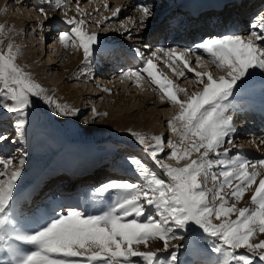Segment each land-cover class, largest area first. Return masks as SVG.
Listing matches in <instances>:
<instances>
[{
    "label": "snow or ice",
    "instance_id": "1",
    "mask_svg": "<svg viewBox=\"0 0 264 264\" xmlns=\"http://www.w3.org/2000/svg\"><path fill=\"white\" fill-rule=\"evenodd\" d=\"M45 5L63 13L61 23L66 27L58 31L56 39L64 48L82 51L83 73L103 49L98 33L88 31L85 20L77 18L82 15L80 0H76V15L72 16L64 0H41L36 11L47 21L52 17ZM122 11L121 7L112 9L111 17ZM135 11L138 20L129 17V22L138 32L143 31L154 16L153 9L137 4ZM257 19L259 23H253L246 36L208 37L192 48L152 50L144 44L147 57L140 48L133 49L140 67L124 70L119 79L137 86L147 79L162 103L167 101L177 108L167 121L177 139L167 141L171 151L166 157L177 163L188 161L182 167L164 162L162 135L148 136L129 129L159 174L140 157L129 156L126 163L135 181L109 180L83 194V202L99 206L100 211L89 213L79 200L76 204H38L32 210L33 226L24 228L18 218L16 193L28 153L18 149V156L0 157V264H181V248L190 257L186 264H208L209 251L216 256L215 264H257V259L264 264V175L260 171L264 158L250 161L240 154L230 156L231 150L224 147L232 144L236 131L234 113L242 107L235 103L238 95L250 90L256 75L264 82V15ZM97 25L102 22L97 21ZM4 29L0 24V33L8 39L6 45L0 39V111L15 117L12 127L17 138L23 136L30 116L41 119L38 107L35 113L30 112L36 102L51 106L56 116L77 115L78 109L54 101L17 63L21 49ZM124 32L132 38L129 28L124 27ZM192 56L196 67L192 66ZM157 61L164 62L177 79H194L199 91L189 93L179 87L158 71ZM92 114L91 122L107 115L95 108ZM7 140V135L0 134V142ZM193 154H197L195 159ZM248 192L250 206L238 207ZM157 241L162 242V248L140 250L141 245L149 249L150 242ZM165 252L166 257L162 255Z\"/></svg>",
    "mask_w": 264,
    "mask_h": 264
},
{
    "label": "rangeland",
    "instance_id": "2",
    "mask_svg": "<svg viewBox=\"0 0 264 264\" xmlns=\"http://www.w3.org/2000/svg\"><path fill=\"white\" fill-rule=\"evenodd\" d=\"M67 1L68 0H64L65 3ZM75 1L76 0H72V2L67 5V9H71L73 13L75 12L74 15H76L75 7H77L74 3ZM100 1L101 0H80L81 3L79 7L80 11L83 12L82 15L77 18L84 19L86 26L90 27L92 32L98 33L101 47V43L121 42L117 40L115 36H118L116 34L119 33H125L122 32L124 30H111V27L116 25L122 28V24H124L125 27L126 21L125 23L121 21L128 19V12L124 11L126 15H122L123 13H121L120 16L122 17L119 16L115 22H113L114 18L108 20H104L103 18L107 13H111L113 8L126 7L125 4L122 2V5L120 0H118V2L115 0L114 3H119V6H115L114 4L109 5L111 8L109 11L105 12L106 10L101 6ZM37 2L40 3L41 0H2L0 2V24L5 26L4 32L8 33L12 42L21 49V54L17 59V63L23 66L25 71L31 73L33 80L47 89V95L51 96L54 101L61 105H67L70 108L78 109L79 112L75 116H56L51 106L45 105L42 102H36V105L30 112L35 113L36 107H38L42 114L41 119L36 120L33 116H30V123L24 130L23 136L17 138L16 131L12 127V122L15 117L0 111V134H5L8 137L7 142H0V157L18 156V149L26 151L28 156L24 173L32 174L31 180L24 183L19 182V187H26H23V192L20 194H18L19 191L16 193L17 202L21 196L26 199L30 190H32V188L27 187H32L34 183L38 181L34 176L38 177L41 175L42 177L44 176L43 174L55 172V178L52 177V174L48 175V177L63 180L67 165H73L70 167L72 168L71 171L77 168L74 174L76 177L79 175L78 177L85 178L86 171L89 170L88 166L92 163V165H96V163L99 162L98 164L101 165L98 166L97 164L94 171L89 170L91 172L90 174L100 170L97 177H92L93 180L90 182L93 188L109 180L131 179L135 181L137 179L136 176L131 169L127 168L129 165L126 163V160H124L126 155L140 157L149 167L153 168V170L159 174V169L144 156L141 146L129 135V129L133 132L150 134L151 129L156 128L155 131L165 139V154H162L165 156L164 162L174 167H182L187 163L188 161H180V163H177L175 160H169L166 157V153L171 151V149L167 147V141H175L177 139L169 130L167 121L173 117L177 108L167 101H165L164 104L153 103L152 101L160 99L159 95L152 90V86L148 83L147 79L141 81L140 86H137L135 82L130 80L122 82L119 79L121 72L116 78H107L105 75L108 73L107 70L98 71L96 68V59L94 60V68L97 70L95 74L98 73L97 75H100V77H94V70L91 66L82 73V51L71 47L64 48L60 45L56 37L58 31L63 29H54L55 27L53 26H55L54 23L57 22V18L45 21L44 17L36 11L35 6ZM102 3H105V1L103 2L102 0ZM109 3L111 2L109 1ZM262 6H259V9L264 11V5ZM45 8L46 11L51 10L47 8V5H45ZM126 8L129 9L128 7ZM55 12L59 13L60 11L56 10ZM259 13H261V10H259ZM151 20L152 19L149 20L148 27L146 28L150 33L157 27V23H151ZM97 21H101L102 25L98 26ZM41 25H43V28H41ZM129 27H131V29L133 27L131 30V41L134 43L133 46H136V44L140 42L137 36H141V34H139L141 31H136L137 36H135V28L137 27L128 25L127 28ZM105 28L110 30L106 32L104 31ZM110 33L112 35H110ZM122 36L126 38L128 34L125 33ZM0 39L4 40V45L8 43V39L5 38L4 33H0ZM131 49L133 50V48L129 46L128 50L132 51ZM98 54L99 51L95 58H99ZM31 65L34 66V70ZM159 65L163 74L173 80L179 87L187 89L189 93L192 91H199L194 79L191 81L185 78L179 80L164 64L159 63ZM210 69H212L215 74V69L213 67ZM178 70L179 69H177V71ZM73 71L76 75L73 74V76L70 77L69 72L72 73ZM113 80L117 82L113 84L111 82ZM104 89H108L109 91H104ZM181 98H184L182 93ZM73 99H75L76 104H74ZM93 108H95L98 113H107V115L100 116L94 122H91ZM109 115H111L112 118ZM234 116L235 119L236 114ZM119 118L125 123H121ZM85 120H89L90 123L84 124ZM109 123L111 125H109ZM95 127H103L110 130H96ZM247 135L248 134H246V136ZM245 138L246 137L242 134L241 136H236L235 139L233 138L234 140L232 139L231 146L230 144L224 145V147L231 150L229 153L230 156L240 154L238 150L241 146L243 147L247 144V139ZM14 139L17 140L16 143H13ZM1 146H5L6 151H3ZM260 146V144L258 145L257 142H254L250 144L248 148L256 147V149L259 148L262 150ZM259 155H254L253 158L248 155L246 157L254 161V159L263 158V156L261 157ZM196 156L197 154H193L194 159ZM108 159L111 163H108V165L105 164L106 168L102 169L104 162ZM109 171L111 172L106 173ZM209 186H211V181L209 182ZM24 188L27 189L24 190ZM249 200L250 198H244L237 206L248 207L250 206ZM17 207L19 208L18 205ZM98 211H100L99 206L98 210L95 212ZM18 213V218H25L20 216L21 209H18ZM24 221L20 220L21 226L27 228L30 221ZM26 221L29 223L25 224L27 223ZM31 227L32 226H29V228ZM161 243L162 242L159 241L154 243L150 242L149 249H145L141 245L140 250H155L157 247L162 248L163 245ZM172 243L181 242L172 241ZM238 251L244 252L246 250L240 249ZM162 255L166 257L168 254L165 252L162 253ZM178 256L181 264H185L183 262H187L190 259L185 248L179 249ZM206 259L208 264H215L216 256L209 251ZM257 264H260L258 259Z\"/></svg>",
    "mask_w": 264,
    "mask_h": 264
},
{
    "label": "bare ground",
    "instance_id": "3",
    "mask_svg": "<svg viewBox=\"0 0 264 264\" xmlns=\"http://www.w3.org/2000/svg\"><path fill=\"white\" fill-rule=\"evenodd\" d=\"M2 0H0V2H1ZM105 1V3H106V1H107V4L108 5H111V3H109V1L110 2H112V4H114L115 6H119V3L117 4H115L114 3V1L115 0H103V2ZM258 1H263L264 2V0H258ZM117 2H118V0H117ZM257 2V1H256ZM81 3V2H80ZM37 4H38V2H37ZM121 4H122V2H121ZM95 5V4H94ZM123 5V4H122ZM125 6L126 7H128L129 9H127L126 7H123L122 9H123V11L121 12V13H124V11L125 12H128V11H130V13H132V14H137V13H133L132 12V10L133 9H130L131 7H129V6H127L126 4H125ZM75 9H77V7H75ZM83 9V8H82ZM90 9H91V7H90ZM114 9V8H113ZM127 9V10H126ZM236 10H239V7L237 8V9H235L234 11V13H236ZM67 11H68V14H69V16L70 15H72V14H74L73 13V11H71V9H67ZM75 11V10H74ZM85 11V10H84ZM95 11V10H94ZM47 12H48V15L50 16V17H52L51 19L53 20V19H56L57 18V22H55L54 24H55V26H53V27H55L54 29H58V28H60V29H64L66 26L63 24V23H61V21L64 19V17H63V13L60 11L59 13H56L55 11H53V10H47ZM83 12V11H82ZM81 12V13H82ZM86 13H87V10H86ZM121 13H120V15H121ZM238 13V12H237ZM105 14V13H104ZM86 15V14H85ZM119 15V16H120ZM255 15H257V13L255 14ZM17 16V15H16ZM105 16H107V17H110V18H112L111 17V13H107ZM104 16V17H105ZM119 16L118 17H116V18H114V19H117V18H119ZM258 16V15H257ZM18 17V16H17ZM254 18H257V17H254ZM113 19V18H112ZM134 19H136V18H134ZM102 20V19H101ZM197 20H200V17H197V19L196 20H194L193 22H191V24H196L197 23ZM125 23V22H124ZM149 23V22H148ZM151 23H155L153 20H151ZM156 23H158V22H156ZM155 23V24H156ZM113 25V24H112ZM124 25V24H123ZM128 25H133L132 23H130L129 21L127 22L126 21V23H125V27H127ZM134 26V25H133ZM87 27V30L88 31H90V32H92V29L90 28V27H88V26H86ZM158 28V26L155 28V29H157ZM124 30V27H118V26H112L111 27V30ZM129 29L131 30V27H129ZM146 31V34L144 35V38H143V42H146V41H151V33L149 32V30H145ZM122 32H124V31H122ZM139 34H141V36H142V31L139 33ZM190 34V30H188L185 34H184V36L186 37V36H188ZM137 35V34H136ZM150 35V36H149ZM139 37V36H138ZM150 38V39H149ZM146 39H148V40H146ZM133 49H135L134 47H132ZM128 50V49H127ZM132 50V49H131ZM128 51H130V50H128ZM133 51V50H132ZM134 52V51H133ZM144 52H145V50H144ZM135 53V52H134ZM145 56H147V55H145ZM139 58V57H138ZM96 59V60H95ZM97 57L96 58H94L93 59V61H92V63H91V68L94 70L93 71V73L95 74V72L97 71L94 67H95V65H94V60H95V63H96V61H97ZM140 59V58H139ZM104 60V59H103ZM46 63V62H45ZM100 63V62H99ZM31 67H32V69L34 70V66L33 65H31ZM104 67H106V66H103V68ZM210 68H212L213 66H209ZM97 68V67H96ZM70 69H71V66H70ZM105 69V68H104ZM106 70V69H105ZM196 70L197 71H203L202 70V68H196ZM158 71L160 72V73H162L163 74V72L160 70V69H158ZM70 74H69V76L71 77V76H73V74H75V72L73 71L72 73L71 72H69ZM92 73V74H93ZM98 73H96L95 74V76L94 77H100V75H97ZM76 75V74H75ZM74 75V76H75ZM106 75V77H107V74H105ZM164 75V74H163ZM102 76V75H101ZM189 76H191L190 74H189ZM117 76H115L114 78H116ZM113 78V77H112ZM257 78H259V76H255L254 77V79H253V83H252V86H251V88H250V90L248 91V92H246L244 95H251V96H255V95H253L254 93H251V92H254V90H255V92H257V93H259V95H261V96H263L264 95V92H263V85H264V82H262L261 80L257 83ZM111 79V78H110ZM180 79H182V78H180ZM179 79V80H180ZM256 81V82H255ZM113 84L114 83H116L117 81L116 80H113V81H111ZM104 85H108V84H104ZM114 86H116V85H114ZM117 87V86H116ZM254 89V90H253ZM180 97H181V94H180ZM73 102H74V104H76V101H75V99H73ZM153 103L155 102V104L156 103H162L161 102V100H158V99H156V101H152ZM162 104H164V102L162 103ZM161 104V105H162ZM177 110V109H176ZM175 110V111H176ZM238 111H240V110H238ZM111 118H112V116L111 115H109ZM115 117V116H114ZM235 117V116H234ZM116 118V117H115ZM119 120H120V122L121 123H125V122H123V121H121V119L119 118ZM234 121H236V124L237 125H242L243 127H242V129L241 130H239V128H236V131H235V133L234 134H232V139L234 138L235 139V136H241L242 134L243 135H245L246 134V132H247V129L244 127V126H246L245 124H249L250 123V121H248V120H246V119H243V118H240V120L238 121L236 118L234 119ZM241 122V123H240ZM109 125H111L110 123H109ZM96 128V130H110V129H108V128H103V127H95ZM156 129V128H155ZM155 129H151V133L149 134H146V135H148V136H152V135H160L157 131H155ZM112 132H114L113 130H111ZM115 133V132H114ZM248 135H249V133H247ZM247 135V136H248ZM262 136V135H261ZM233 139V140H234ZM246 144V143H245ZM232 144H230V146H231ZM249 143L247 142V144L246 145H244L243 147L241 146V148L238 150V152H240V155H243V156H250V157H252L253 158V156L255 155H259V154H257L254 150H253V148L252 147H250V148H248L249 147ZM1 149V148H0ZM264 156V155H263ZM262 157V156H261ZM248 158V157H247ZM251 158V159H252ZM257 158V157H256ZM126 160V159H125ZM256 159H254V161H255ZM251 161V160H250ZM65 164H66V162H65ZM67 165V164H66ZM65 165V166H66ZM73 166V165H72ZM72 166H69V165H67V169L69 170L68 172H70L71 170H72V168H70V167H72ZM260 171H261V174L262 175H264V169H260ZM111 171H109V172H106V173H110ZM121 173V172H120ZM49 174V173H48ZM47 174V175H48ZM98 175V173L96 172L94 175H90V176H85V178H91V177H96ZM113 178V177H112ZM32 179V174H28V173H24V175H23V177H22V179H21V183H24V182H26V181H29V180H31ZM259 179V178H258ZM37 180H39V179H37ZM60 180V179H59ZM58 180V181H59ZM80 181V180H79ZM95 181V180H94ZM37 183V182H36ZM46 183V182H45ZM44 183V184H45ZM31 184V183H30ZM21 187H26V186H21ZM38 188V186H30V187H27V188H32V190H30V193L28 194V196L26 197V198H29V197H32L33 195H36V193H34V188ZM27 188H24V190H26ZM41 189H42V187H41ZM79 189H80V191H79V194L77 195V194H75V197H74V199L75 200H79L80 202H81V205L83 206V205H85V203L83 202V194L85 193V192H90L92 189H89L87 186H85L84 184L83 185H81V186H79ZM89 190V191H87V190ZM23 192V191H22ZM26 196V195H25ZM245 198H247V199H249L250 198V192H248V193H246L245 194ZM26 200V199H25ZM38 201V203H39V201H42V200H40V199H38L37 200ZM232 202V200H230V203ZM87 206H88V208H87V210L88 211H90L92 214H94V213H96L95 211H97L98 210V206H93V205H91V204H86ZM28 206H30V205H28ZM27 206V207H28ZM33 206H36V205H33ZM100 208V207H99ZM18 209H20V207L18 208ZM21 214H22V211H21ZM20 214V216H22V217H25V218H20L19 220H21V221H24V220H29V219H31V220H33V217H32V210H31V212H30V214H29V216H26V214H22L21 215ZM25 222V221H24ZM27 222V221H26ZM23 223V222H22ZM29 222H27V223H25V224H28ZM24 224V225H25ZM23 227H25V226H23ZM27 227H28V225H27ZM262 236H264V234H261ZM162 244V243H161ZM156 248V247H155ZM154 250V249H153ZM183 263H185L186 264V262H183Z\"/></svg>",
    "mask_w": 264,
    "mask_h": 264
}]
</instances>
